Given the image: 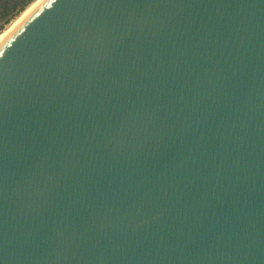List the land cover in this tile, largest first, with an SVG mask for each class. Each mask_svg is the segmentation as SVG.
Listing matches in <instances>:
<instances>
[{
	"label": "water",
	"instance_id": "95a60500",
	"mask_svg": "<svg viewBox=\"0 0 264 264\" xmlns=\"http://www.w3.org/2000/svg\"><path fill=\"white\" fill-rule=\"evenodd\" d=\"M0 264H264V0H47L12 32Z\"/></svg>",
	"mask_w": 264,
	"mask_h": 264
},
{
	"label": "rangeland",
	"instance_id": "374dc122",
	"mask_svg": "<svg viewBox=\"0 0 264 264\" xmlns=\"http://www.w3.org/2000/svg\"><path fill=\"white\" fill-rule=\"evenodd\" d=\"M20 1L21 3L16 7L14 11H12L7 17L0 19V36H2L4 33L10 30L13 27V25L21 19L19 16L24 10L25 11L23 12V14L29 11L33 7V5L39 0H20Z\"/></svg>",
	"mask_w": 264,
	"mask_h": 264
},
{
	"label": "bare ground",
	"instance_id": "6f19581e",
	"mask_svg": "<svg viewBox=\"0 0 264 264\" xmlns=\"http://www.w3.org/2000/svg\"><path fill=\"white\" fill-rule=\"evenodd\" d=\"M45 1L47 0H39L37 1L33 7L27 11L24 16L19 20L17 21V23H15L13 25V27L8 30L6 33H4L2 36H0V44L12 33L14 32L35 10H37Z\"/></svg>",
	"mask_w": 264,
	"mask_h": 264
},
{
	"label": "flooded vegetation",
	"instance_id": "af4514ba",
	"mask_svg": "<svg viewBox=\"0 0 264 264\" xmlns=\"http://www.w3.org/2000/svg\"><path fill=\"white\" fill-rule=\"evenodd\" d=\"M20 3V0H0V19L7 17Z\"/></svg>",
	"mask_w": 264,
	"mask_h": 264
},
{
	"label": "trees",
	"instance_id": "16d2710c",
	"mask_svg": "<svg viewBox=\"0 0 264 264\" xmlns=\"http://www.w3.org/2000/svg\"><path fill=\"white\" fill-rule=\"evenodd\" d=\"M24 11H25V10H24ZM24 11H23V12H24ZM23 12H22L21 15L19 16L20 18L23 17V15H24ZM2 30H3V29H2ZM2 32H3V31H2ZM2 32H1V33H2Z\"/></svg>",
	"mask_w": 264,
	"mask_h": 264
}]
</instances>
